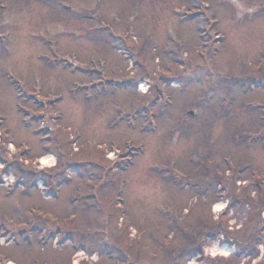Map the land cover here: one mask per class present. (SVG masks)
Listing matches in <instances>:
<instances>
[{
    "label": "rangeland",
    "instance_id": "1",
    "mask_svg": "<svg viewBox=\"0 0 264 264\" xmlns=\"http://www.w3.org/2000/svg\"><path fill=\"white\" fill-rule=\"evenodd\" d=\"M263 113L264 0H0V264H264Z\"/></svg>",
    "mask_w": 264,
    "mask_h": 264
},
{
    "label": "bare ground",
    "instance_id": "2",
    "mask_svg": "<svg viewBox=\"0 0 264 264\" xmlns=\"http://www.w3.org/2000/svg\"><path fill=\"white\" fill-rule=\"evenodd\" d=\"M143 89H144V86H141V90H143ZM52 161L53 160L50 157L42 158L41 159V164L42 165H48V164L52 163ZM214 210L219 212L221 209H220V207L218 205H215L214 206ZM217 252L222 253L223 255H225V253H224L225 251L224 250H218Z\"/></svg>",
    "mask_w": 264,
    "mask_h": 264
},
{
    "label": "flooded vegetation",
    "instance_id": "3",
    "mask_svg": "<svg viewBox=\"0 0 264 264\" xmlns=\"http://www.w3.org/2000/svg\"><path fill=\"white\" fill-rule=\"evenodd\" d=\"M263 137V136H262ZM262 137H260V138H262ZM257 186V185H256ZM256 188H258L257 189V192L259 193V187H256ZM229 194V193H228ZM260 232H263V230L262 231H260ZM260 238H258V236H256L255 238H254V240L253 241H256V242H254V246L252 247V248H250V252H251V254H252V256H254V249H258V243L260 242V240H259ZM259 241V242H258Z\"/></svg>",
    "mask_w": 264,
    "mask_h": 264
},
{
    "label": "water",
    "instance_id": "4",
    "mask_svg": "<svg viewBox=\"0 0 264 264\" xmlns=\"http://www.w3.org/2000/svg\"><path fill=\"white\" fill-rule=\"evenodd\" d=\"M188 115H191V114H188Z\"/></svg>",
    "mask_w": 264,
    "mask_h": 264
}]
</instances>
